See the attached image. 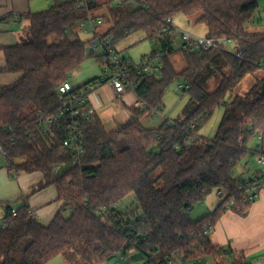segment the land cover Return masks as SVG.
I'll use <instances>...</instances> for the list:
<instances>
[{
	"label": "trees",
	"instance_id": "16d2710c",
	"mask_svg": "<svg viewBox=\"0 0 264 264\" xmlns=\"http://www.w3.org/2000/svg\"><path fill=\"white\" fill-rule=\"evenodd\" d=\"M52 1L44 11L23 14L30 22L26 37L4 48L5 70L21 76L0 86V143L12 175L41 171L38 189L56 185L63 206L48 225L31 219L27 204L19 207L15 221L0 228V264H45L61 254L73 260L76 253L92 261L130 252L146 257L141 264H163L173 253L187 261L212 257L215 264H251L204 232L210 228L211 234L228 209L245 215L254 202L247 200V181L254 177L232 171L254 153L247 146L252 136L264 134V78L245 94L226 98L264 63V32L247 31L258 0H138L143 7L121 6L119 0ZM102 5L107 11L99 14ZM178 14L204 24L208 36L231 38L234 50L183 51L188 67L177 71L170 55L178 49L161 40L164 67L159 75L142 77L135 90L138 102L131 107L134 116L109 131L91 114L84 122L86 155L80 162L62 146L59 131L42 133L39 119L61 104L59 87L80 73L88 57L105 64L103 56L89 54L91 38L79 37L83 19L98 15L103 22L112 20L101 35L115 45L130 29L155 37L167 18ZM214 68L232 75H224L210 92L203 82ZM175 80H184L183 91L189 94L187 116L145 127L144 116L162 110L166 88ZM220 106L225 111L209 140L200 130ZM198 117L200 123L191 127ZM64 161L66 166L55 172L54 166ZM213 189L223 192L215 212L193 220L191 211ZM132 193L137 204L120 211L119 202ZM131 220L143 228H130Z\"/></svg>",
	"mask_w": 264,
	"mask_h": 264
},
{
	"label": "crops",
	"instance_id": "0c3cea01",
	"mask_svg": "<svg viewBox=\"0 0 264 264\" xmlns=\"http://www.w3.org/2000/svg\"><path fill=\"white\" fill-rule=\"evenodd\" d=\"M43 6L38 0H0V86L12 84L21 76L19 72L5 70L4 48L16 45L27 32L30 22L23 18V14L44 11L50 7L40 9ZM137 102L138 96L134 91L126 92L118 100L113 87L108 83L89 96L92 114L101 118L109 131L127 123L134 116L131 107ZM2 157L9 162L6 156L0 154V158ZM241 175L249 176L244 172ZM43 179L41 171L21 172L13 176L8 165L0 167V221L8 214L9 206L19 208L27 204L36 213V221L44 225L50 224L62 208L63 201L59 200L56 185L38 189ZM210 237L213 243L230 248L247 262L264 264V192L250 205L245 215L228 209L216 222ZM132 259L139 260L140 256L133 255ZM208 262L215 264L212 257L198 264H209ZM45 264L73 263L69 255L61 254Z\"/></svg>",
	"mask_w": 264,
	"mask_h": 264
},
{
	"label": "built area",
	"instance_id": "2783aa9c",
	"mask_svg": "<svg viewBox=\"0 0 264 264\" xmlns=\"http://www.w3.org/2000/svg\"><path fill=\"white\" fill-rule=\"evenodd\" d=\"M82 2V0H78ZM90 1V0H83ZM118 5L140 6L143 7L138 0H119ZM103 24L101 16H88L79 24V29L83 34H91L89 46L91 52L96 56H103L105 64L103 77L91 80L83 86L77 87L70 80L65 81L59 87V95L62 99L61 104L51 113L42 116L39 123L44 135L52 136L57 131L62 136V146L66 148L73 158L80 162L86 155L85 135L83 131L84 122L90 120L92 110L89 107V96L92 92L98 89L103 84H110L116 98L121 100L126 92L134 91L141 83L142 77L145 75H153L161 72L164 67L163 51L154 52L151 55H146L140 65L133 63L130 58L122 56L117 52L115 45L110 37H103L99 30ZM134 32V29L127 31L128 34ZM160 40L167 41L175 46L178 50H228V44L233 43L229 37H211L208 35H194L188 31L177 27L173 18H167L162 29L154 34ZM264 69V63L261 64ZM180 88L183 90L184 86ZM201 117L191 124V127H196L200 123ZM158 139L161 136H157ZM259 144L254 150L257 161L264 164V134H258ZM192 142V140H189ZM0 154L7 157V154L0 143ZM66 161L58 163L54 166V171L59 172ZM248 198L247 200L255 201L262 191L264 192V175L256 176L251 181H247ZM222 195L223 192L219 191ZM18 217V208H12L10 212L1 220L0 228H6L12 224ZM29 217L36 220V213L29 210ZM128 226L132 229H137L138 224L135 220L129 221ZM143 228V226H140ZM207 236L210 235V228L204 232ZM124 258V257H122ZM208 257H202L196 260L187 261L185 258L173 253L165 259L163 264H198L206 260Z\"/></svg>",
	"mask_w": 264,
	"mask_h": 264
},
{
	"label": "rangeland",
	"instance_id": "374dc122",
	"mask_svg": "<svg viewBox=\"0 0 264 264\" xmlns=\"http://www.w3.org/2000/svg\"><path fill=\"white\" fill-rule=\"evenodd\" d=\"M41 2L43 7H49L53 4V1H44L38 0V3ZM259 8L254 17V22L250 23L247 26V31L250 33L264 32V0H258ZM107 11L105 6L102 5L101 9L98 10L99 14H103ZM175 25L182 30L188 31L194 35L205 36L208 33V29L204 24H196L194 19L188 18L182 14H178L173 18ZM113 22L106 18L103 24L100 25L99 30L101 33L112 27ZM27 32L23 34V37H26ZM79 37L83 40H88L91 38V34H83L79 32ZM117 52L126 58H130L133 63L140 65L143 61V58L146 55H151L154 52L163 50V43L160 39L156 37L149 38L145 31H135L131 34H128L123 39L119 40L115 44ZM228 49L234 50V43H230L226 46ZM88 52L90 54L91 48L88 45ZM170 60L177 71H182L188 67V62L185 57V53L181 50H178L170 55ZM216 68H214L215 70ZM104 65L100 64L95 57H88L85 63L83 64L82 70L76 76L71 78L73 84H83L89 79L95 77H103ZM204 72V71H203ZM224 75L231 77V72L225 69L222 73L219 70H215L214 73L208 76L203 82L206 89L210 92L216 90L221 83ZM264 78V69L259 68L258 70L249 73L246 75L240 83L228 94L226 100L229 101L235 95L245 94L249 91L257 79ZM184 84V80H175L171 82L165 91L162 103V110L160 112H149L144 116L143 124L148 128L158 127L165 119L170 121L182 120L184 119L189 112V94L184 92L180 86ZM225 111L224 106L218 107L209 120L205 122L200 130V135L206 137L209 140H212L217 133L219 124L222 120L223 114ZM109 129V128H108ZM259 144L258 135L255 134L249 140L247 146L251 150H255ZM9 165V162L5 158H0V167ZM244 172L246 175L256 177L264 175V164L257 161L255 153H253L247 161L240 162L232 171L234 176H240ZM159 173V171H158ZM222 198L219 196V190L213 189L208 192L205 196L203 202L199 203L191 211V217L193 220H198L204 216H207L215 212L217 206L221 202ZM136 198L135 194L132 193L125 197L122 201L119 202L118 208L120 211H125L128 208L135 206ZM2 208V207H0ZM71 214L70 210L64 212L65 217H69ZM3 219V218H2ZM1 219V220H2ZM1 224V221H0ZM138 228L142 229L138 223ZM212 232V231H211ZM74 252V251H70ZM134 252L126 253L125 257L122 258L121 255H109L106 257L97 256L94 260H84L83 257L76 253L75 258H73V264H141L145 261V256L141 254H134L140 256L139 260L132 259ZM132 259V260H131ZM60 260V259H56ZM212 264V262H208Z\"/></svg>",
	"mask_w": 264,
	"mask_h": 264
},
{
	"label": "water",
	"instance_id": "95a60500",
	"mask_svg": "<svg viewBox=\"0 0 264 264\" xmlns=\"http://www.w3.org/2000/svg\"><path fill=\"white\" fill-rule=\"evenodd\" d=\"M262 94H264V83H263V86H262ZM115 255L111 256V257H114Z\"/></svg>",
	"mask_w": 264,
	"mask_h": 264
}]
</instances>
